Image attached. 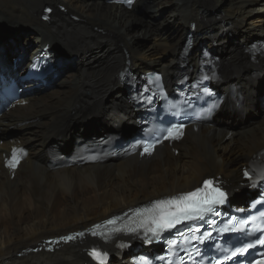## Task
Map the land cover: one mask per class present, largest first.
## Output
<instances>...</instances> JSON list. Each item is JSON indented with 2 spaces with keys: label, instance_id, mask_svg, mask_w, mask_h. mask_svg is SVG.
Listing matches in <instances>:
<instances>
[{
  "label": "bare ground",
  "instance_id": "1",
  "mask_svg": "<svg viewBox=\"0 0 264 264\" xmlns=\"http://www.w3.org/2000/svg\"><path fill=\"white\" fill-rule=\"evenodd\" d=\"M254 2L259 5L253 7ZM46 5L54 9L48 21L41 18ZM166 6L171 13L159 20L156 16H163ZM142 12L150 13L147 19L140 17ZM135 21L141 23L140 32H132ZM175 21L184 29L165 33L164 27ZM247 23L248 27H242ZM190 24L194 29H189ZM0 25L10 35L23 27L34 29L33 34L24 30L0 41V85L19 81L35 58L43 56L49 62L43 78L20 81L19 99H9L11 105L0 114V130L22 129L21 135L0 140V264H97L90 253L103 247L90 237L54 252L21 253L32 244L86 229L140 202L189 192L206 178H215L232 195L241 189L246 192L248 182L242 178V168L264 148V98L260 99L264 90L256 85L258 77H264V59L247 47L256 37L254 32L264 35V0H138L131 7L110 0H0ZM228 25L236 34L216 63V74L223 82L219 88L225 96L223 105L213 108L210 116L214 119L219 114L221 118L237 106L236 116L248 118L257 110L259 99L263 112L258 122L239 132L197 123L186 129L179 142H165L151 154L139 151L96 163L70 164L75 157L72 150L63 154L52 147L56 141L67 147L68 132L75 124L97 118L116 126L133 121L141 113V100L130 103L127 97H120L112 103L105 101L121 91L120 77L133 90L138 75L149 74L157 66L164 80L159 87L169 88L187 35L191 33L194 46L208 43L213 47L223 42L220 31ZM0 31L4 30L0 27ZM141 36L153 42L138 43ZM61 48L76 53L90 70L80 68L53 83V76L63 73L57 52ZM167 51L170 57L161 59ZM187 60L188 73L196 72L200 59L190 52ZM127 65L129 76L123 70ZM136 69L143 73L136 74ZM53 84L63 87L54 89ZM109 127L108 131H115L107 144L110 148L136 135L149 136L146 130L138 132L140 123H134L129 134ZM79 133L72 136L74 148L85 136ZM15 147L30 151L12 168L6 159ZM58 158L69 161L51 167ZM245 196L233 200L236 207H248ZM139 253L135 249L128 256H116L122 252L114 251L104 264H121Z\"/></svg>",
  "mask_w": 264,
  "mask_h": 264
},
{
  "label": "snow or ice",
  "instance_id": "2",
  "mask_svg": "<svg viewBox=\"0 0 264 264\" xmlns=\"http://www.w3.org/2000/svg\"><path fill=\"white\" fill-rule=\"evenodd\" d=\"M182 125H172L171 127L162 130L161 134L164 132L167 133L165 138L169 139H178L182 134ZM155 147L153 144H145L143 150L145 153L151 154L152 149ZM23 152L22 149H14L12 153V159L8 161L10 167H15L18 162V153ZM245 176H248L252 181V184L255 185L258 182L264 183V168L260 169L255 173V178L250 175L248 172L244 173ZM261 196L264 197V193H261ZM227 193L224 192L221 187L217 184L213 186L212 180L203 181V187L197 188L194 192H187L174 196L168 200H159L153 204L152 208L145 209L144 213H138L137 215L141 218L137 221L136 226L127 227V231L130 233H138L140 229H143L144 232L151 233L154 238L159 239L160 233L165 230H170L175 228L177 225L185 221H204L205 223H215L214 220L206 221L205 217L209 214L219 215L217 211V205H222L226 202ZM264 203V200H256L253 202L252 207L255 208L257 205ZM119 219V218H116ZM116 219L107 221L108 224L114 225ZM251 220L253 222L259 220L261 224L256 227V231L260 232L261 227H264V212H260L259 216H252ZM249 220L247 219H238V217L233 216L229 220L228 224L225 225L221 231L223 232H239L247 236H253L255 233L246 231ZM99 227V226H97ZM123 229H114L113 231L119 232ZM199 229H190V231H198ZM183 235V233H179ZM103 235V234H101ZM72 237H66L64 239H71ZM192 239L200 240H211V233H205L202 236L193 235ZM151 243V239L148 240ZM170 245L176 243L175 240L168 241ZM255 244L264 245V232H261L259 236L255 239ZM255 244L247 243L243 247L237 248L232 256H237V253L243 255L248 248L254 247ZM124 245H121L123 247ZM199 254V253H198ZM90 255L98 262V264H104V257L106 254H103L96 249H93ZM230 259L231 257H226ZM160 259H163L162 257ZM138 264H151L150 261L141 259L138 261ZM223 264V262H219Z\"/></svg>",
  "mask_w": 264,
  "mask_h": 264
},
{
  "label": "rangeland",
  "instance_id": "3",
  "mask_svg": "<svg viewBox=\"0 0 264 264\" xmlns=\"http://www.w3.org/2000/svg\"><path fill=\"white\" fill-rule=\"evenodd\" d=\"M90 1H92V0H83V2L85 3V2H90ZM253 7H256V6H258L259 5V2H254L253 4ZM50 6V5H49ZM52 6V5H51ZM167 8L165 9V11L163 12V16H161L160 17V15L158 14L157 16H156V18H159V20L160 19H162V17H164V16H167L168 17V15L171 13L170 11H171V9L169 8V6H166ZM140 12V11H139ZM148 14H150L149 12H142V13H140L139 15H140V17L142 18V19H147L148 18ZM169 24V25H168ZM165 27H164V32L165 33H167V32H170V31H177V30H179V29H184V28H182V26L179 24H177V21H175V22H169ZM5 27H9L8 25H5V24H3ZM4 26H2V25H0V27L5 31V30H8L7 28H5ZM177 26V27H176ZM179 26V27H178ZM229 26L230 25H228V26H223V28H222V30L220 31V38H221V40L223 41L221 44H218V45H213V47H211V46H209L208 45V43L206 44V45H204V46H194L193 47V51H191V53H192V55H194L196 58H197V60H199L198 59V57H199V55L202 53V50L205 48V49H207V51H209L210 53H211V50H213V51H215V52H218V53H216V54H214V55H216V56H218L220 59H222L224 56L223 55H225L226 54V51H227V49H228V46L231 44V39L235 36V34H236V32L233 30V29H230L229 28ZM249 26V24L247 23L246 25H244V26H242V27H244V28H246V27H248ZM176 27V28H175ZM194 27V26H193ZM193 27H191V24H190V26H189V29L191 30V29H194ZM141 29H142V26H141V23L140 22H137V21H135V22H133V27H132V32H140L141 31ZM236 29H240V28H236ZM28 31L29 32V34H33L32 32H34V29L33 30H28V29H26V28H24L23 27V29H21V30H19L18 32H22V31ZM10 32V31H9ZM18 32H13L12 33V35H8V36H6V37H4V38H0V41H3L4 39H7V38H9V37H11V36H15ZM10 34H11V32H10ZM260 33H256V32H254L253 33V36L255 35V36H258ZM219 38V39H220ZM140 40V41H139ZM139 42L138 43H146V44H150V43H152L153 41H152V39H150V38H142V36L139 38ZM215 42V41H214ZM248 43V42H247ZM246 43V44H247ZM183 44V43H182ZM245 45V44H244ZM49 46H51V45H49ZM182 46V45H181ZM220 47V48H219ZM180 50V49H179ZM219 50V51H218ZM57 52H58V54H59V56H58V60H59V63H61L62 62V64H63V66H64V68H63V73L61 74V76H58V75H55V76H53V79H52V82L53 83H58L61 79H63L64 77H65V75L66 74H68V73H72V72H76L77 70H79L80 68H87L88 70H90V67H89V64L86 62V61H80V57L78 56V55H75L76 53H69L67 50H65V49H63V48H61V49H58L57 50ZM125 53V52H124ZM104 54V53H103ZM102 54V55H103ZM212 54V53H211ZM170 55H171V53H170V51H167V52H165L164 54H163V56H161V59H163V60H167L169 57H170ZM213 55V54H212ZM17 60V59H16ZM15 60V62H17ZM29 61V58H27V62ZM155 69H157V70H159V72H162L161 71V69L159 68V67H157L156 66V68ZM155 69H153V70H155ZM137 70V73L136 74H139L140 73V71L141 70H138V69H136ZM142 72V71H141ZM143 73V72H142ZM139 76V78H141V79H138V82L139 81H142V83H143V78L145 77V75H143V74H140V75H138ZM138 76H135V77H138ZM123 78V77H122ZM192 78H194V75L192 76ZM259 79H258V82L256 83V85H257V88H260V91L262 92L263 90H264V77H261V76H259L258 77ZM123 79H121V77H120V81H121V86H120V88H121V91H119V93H117V94H115V95H113L112 97H110L109 99H106L105 101L106 102H108V103H112V102H114V101H116L118 98H120V97H127L128 98V101L131 103H134V101L132 100V98L130 97V96H128L127 95V93H128V87H129V85L127 86L126 84V82L123 80ZM220 80H218V83H216V85H218V86H221V84L223 83L222 81L221 82H219ZM20 84V83H19ZM20 87L23 89V86L20 84ZM51 87H53L54 89L56 88V89H58V88H62L63 86H61L60 84H57V85H51ZM128 88V89H127ZM169 88H174V85H173V83L172 84H170V87ZM124 92H126V94L124 93ZM131 99V100H130ZM260 99H263L262 97L260 98ZM260 103H261V101L258 99H256V102H255V105H256V108H257V110H255L254 112H252L250 115H248L249 117L248 118H245V119H241V118H238V116H236L237 115V110H236V108L235 107H237V106H235V107H233V108H231L230 110H228L227 112H226V114L223 116V117H221V118H219V114H217L216 116H214V119H213V122L215 123V125L216 126H220V124H222L220 127L221 128H223V129H227V130H232V131H236V132H239V131H241V130H243L244 128H246V127H248V126H250L251 124H254V123H256V120L255 121H252L251 119H253V117H256V116H258V115H261V112H263V109L261 108V105H260ZM221 105H223V102L221 103ZM133 107H134V110L135 111H137V110H139L138 108H137V106H135V105H133ZM221 108H222V106H221ZM141 113H142V110H141ZM137 117V116H136ZM135 117V119L133 120V121H128V122H123V124H119V126H116V125H112V124H110L109 122H108V120H106L105 118L104 119H102V118H97V120H95L94 122H91V123H80V124H75L71 129H70V131L68 132V135H67V137H69V136H71V138L69 139V141H68V146L67 147H62V145H60L59 143H58V141H56V142H54L53 143V146L52 147H55V148H57V149H60V151L63 153V154H65V152L66 153H68V152H70L71 150L73 151V149H72V136H73V134H75L76 132H80L79 133V135L80 134H82V135H85L84 137H82L81 139H82V141H81V145H83L84 143H85V141L86 140H88V139H94L95 141L97 140V138H96V135L99 133V132H101V131H105L106 132V130H108V128L110 129V127L109 126H111L113 129H116V130H121V131H126V130H130L132 127H134V123L135 124H138V123H140L139 122V119L137 120V118ZM251 118V119H250ZM259 120H257V122H258ZM107 123V124H106ZM114 124V123H113ZM31 126L33 125L32 123L30 124ZM35 125V124H34ZM33 125V126H34ZM214 125V126H215ZM35 127V126H34ZM81 128H84L85 130H83V131H80V130H78V129H81ZM88 128V129H87ZM87 129V130H86ZM89 131V132H88ZM92 133H95V136H93V134ZM113 133V132H112ZM112 133H106L107 134V136H110V135H112ZM22 134V129H20V128H16V127H9V128H7V129H5V130H0V140H4V139H8V138H10V137H13V136H19V135H21ZM65 135H66V133H65ZM120 134H118V136L117 137H120L119 136ZM80 145V146H81ZM62 147V148H61ZM69 147V148H68ZM28 151H30V150H28ZM181 151H185V149L183 148V149H181ZM187 152V151H186ZM68 156H70V158H71V154L69 155L68 154ZM69 161V160H68ZM67 161V159L66 158H58V160H55V161H53L52 162V164H51V167H55V165H58V166H60V164H63L64 162H68ZM116 160H112V161H110V162H115ZM58 166H56V167H58ZM231 194V196L229 195L228 196V198H229V200H230V203L232 204V205H236L235 203H236V201H234L235 203H233V200L235 199V200H237V199H241L243 196H244V191H243V189H241V190H237L233 195H232V193H230ZM245 199H246V196H245ZM144 202H146V201H144ZM141 203V202H140ZM139 203V204H140ZM143 203V202H142ZM246 203H247V200H246ZM245 203V204H246ZM37 245V243H35V244H32V246H36ZM145 248H140L139 249V251L140 252H142L143 250H144ZM120 256V255H127L128 256V254H117L116 256ZM121 264H133V262L130 260V259H124V260H122V263Z\"/></svg>",
  "mask_w": 264,
  "mask_h": 264
},
{
  "label": "water",
  "instance_id": "4",
  "mask_svg": "<svg viewBox=\"0 0 264 264\" xmlns=\"http://www.w3.org/2000/svg\"><path fill=\"white\" fill-rule=\"evenodd\" d=\"M19 29V27H16L15 30ZM191 34V33H190ZM10 35V32L9 30H5V31H0V38H4L6 36ZM264 39V35H261V36H256L254 38H252L250 40V42L248 43V45H252V44H255L261 40ZM211 53L214 55L218 52H215L213 50H211ZM201 55V54H200ZM199 55V57H200ZM255 56H259L260 58H263L264 59V56H261L260 54L256 53ZM128 69H129V66L127 65L125 68H124V72H128ZM157 72H159V70L155 69L153 70V74L155 75ZM174 75H173V79H174ZM220 78L218 74L215 75V77H213V87H215V90H218V93L220 95L224 94L223 91L220 90L219 86L216 85V79ZM153 81H156L154 79V76H153ZM191 82V79L189 81V83ZM139 89H140V84L138 85ZM128 96H130V91L128 90V93H127ZM225 95V94H224ZM262 98H264V92H262ZM262 116V112H261V115H258L256 117H253V119H251L252 121H257V120H260ZM137 120L139 119V114L137 115ZM137 125V124H136ZM222 125V124H220ZM134 128H131L130 130H127L125 131V134H129V133H132L134 131ZM106 133H112L110 132V130H106L105 131H101L99 132L97 135H96V138H98L99 136H104L106 135ZM113 133H115V131H113ZM112 133V134H113ZM87 141V140H86ZM72 149H74V147H72ZM81 161H84V160H81ZM56 166V165H55ZM247 182V181H246ZM246 189V200H250L254 195H255V192L253 190V184L248 182V186L245 188ZM224 192L228 194H230V192H228V190L224 189L223 190ZM250 195H253L252 197H250ZM136 223L137 221H134V222H129V223H125V222H118V223H115L114 225H111L107 230L105 229L101 234L103 235H96L95 237H93L92 239H96L99 241V244L101 247H103L104 251L109 253V254H113L114 251H120L122 253H129L135 246H137L138 244H144L146 242V239H147V236L150 234V233H145L143 229H140V231L138 233H130L127 231V227H134L136 226ZM114 229H123L122 231H119V232H115L113 231ZM82 240H76V241H65L55 247H52L50 249H48L47 252H54L55 250L59 249L61 246H64V245H69L71 243H77V242H81ZM121 245H124L123 247H121ZM114 247V249L112 248Z\"/></svg>",
  "mask_w": 264,
  "mask_h": 264
},
{
  "label": "trees",
  "instance_id": "5",
  "mask_svg": "<svg viewBox=\"0 0 264 264\" xmlns=\"http://www.w3.org/2000/svg\"><path fill=\"white\" fill-rule=\"evenodd\" d=\"M244 196H245V192H244ZM244 196H243V197H244Z\"/></svg>",
  "mask_w": 264,
  "mask_h": 264
}]
</instances>
